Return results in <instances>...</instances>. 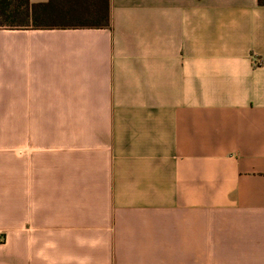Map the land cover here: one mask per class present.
<instances>
[{
    "label": "crops",
    "instance_id": "crops-1",
    "mask_svg": "<svg viewBox=\"0 0 264 264\" xmlns=\"http://www.w3.org/2000/svg\"><path fill=\"white\" fill-rule=\"evenodd\" d=\"M110 18L0 28V264H264V5Z\"/></svg>",
    "mask_w": 264,
    "mask_h": 264
},
{
    "label": "trees",
    "instance_id": "trees-1",
    "mask_svg": "<svg viewBox=\"0 0 264 264\" xmlns=\"http://www.w3.org/2000/svg\"><path fill=\"white\" fill-rule=\"evenodd\" d=\"M264 5V0H257ZM110 0H0V28H109Z\"/></svg>",
    "mask_w": 264,
    "mask_h": 264
},
{
    "label": "built area",
    "instance_id": "built-area-1",
    "mask_svg": "<svg viewBox=\"0 0 264 264\" xmlns=\"http://www.w3.org/2000/svg\"><path fill=\"white\" fill-rule=\"evenodd\" d=\"M0 243H1V238H0Z\"/></svg>",
    "mask_w": 264,
    "mask_h": 264
}]
</instances>
